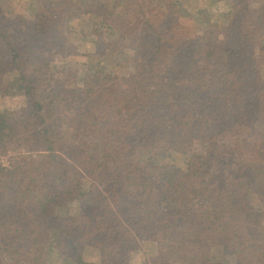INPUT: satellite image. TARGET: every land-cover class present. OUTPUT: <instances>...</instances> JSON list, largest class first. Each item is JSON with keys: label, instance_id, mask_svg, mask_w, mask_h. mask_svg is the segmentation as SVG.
<instances>
[{"label": "trees", "instance_id": "16d2710c", "mask_svg": "<svg viewBox=\"0 0 264 264\" xmlns=\"http://www.w3.org/2000/svg\"><path fill=\"white\" fill-rule=\"evenodd\" d=\"M111 1L42 0L32 23L0 0V91L28 100L0 113V264L144 242V264H264V0L224 3L218 33L181 0ZM81 14L106 50L72 63Z\"/></svg>", "mask_w": 264, "mask_h": 264}, {"label": "rangeland", "instance_id": "374dc122", "mask_svg": "<svg viewBox=\"0 0 264 264\" xmlns=\"http://www.w3.org/2000/svg\"><path fill=\"white\" fill-rule=\"evenodd\" d=\"M92 1V0H90ZM111 1V0H110ZM3 5L7 8H10L13 12L22 14L26 16L32 23H35V12L38 10V6L42 4V0H2ZM184 4L185 12V21L191 20V14L196 13L199 10H206L208 13L210 26L216 31V33L220 30L221 20L225 16L223 14L224 3L227 6H230L229 0H181ZM112 3V1H111ZM219 6V7H218ZM99 19L95 15H87L81 14L79 17L77 16L75 19L71 21H65L63 23L64 31H69V33H74V36L71 41H75L79 44L80 49L79 53L73 56L68 57L72 63L75 62H84L86 61L90 55H96V52L106 50L105 46L99 45L96 43V37L94 35L93 29L98 24ZM32 40L34 38H31ZM36 42V40L34 39ZM93 58L98 59L97 56ZM125 63H115L111 64L113 66L115 72L119 74H123L126 69ZM35 76V72L32 74ZM28 104V100L26 96L16 88V82L12 81L9 89V93L5 96L2 95L0 91V113L5 110L19 111L26 107ZM183 156L184 155H175V161H177L180 165L183 166ZM181 160H176L180 159ZM5 166L9 165L8 161H2ZM92 186L90 180L84 179L82 183V189L84 191L89 190ZM76 202H71L68 207H62L60 209V214H75L77 212ZM156 247L154 244L150 242H144L143 247L133 252L128 258V264H144L145 260L155 252ZM48 255V260L46 264H68L65 260ZM84 257L86 260L91 262H96L98 260V255L91 249H88L84 252Z\"/></svg>", "mask_w": 264, "mask_h": 264}]
</instances>
